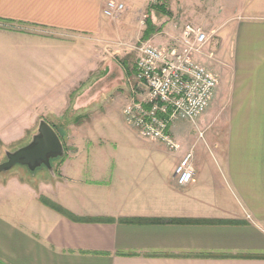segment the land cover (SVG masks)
Returning a JSON list of instances; mask_svg holds the SVG:
<instances>
[{
	"label": "crops",
	"instance_id": "1",
	"mask_svg": "<svg viewBox=\"0 0 264 264\" xmlns=\"http://www.w3.org/2000/svg\"><path fill=\"white\" fill-rule=\"evenodd\" d=\"M107 1L0 0V22L96 36L110 25ZM117 1L157 12L150 0ZM240 6L246 18L222 31L230 67L214 96L226 113L212 138L217 160L206 154L193 162L194 177L182 186L175 169L194 148L191 137L174 136L182 143L174 152L135 130L143 149L123 151L90 135L93 145L54 162L56 175L0 182V264H264V56L252 66L256 47H264L254 37L264 36V17H251L264 15V0ZM167 26L148 40L168 47ZM13 185L18 197L5 192Z\"/></svg>",
	"mask_w": 264,
	"mask_h": 264
},
{
	"label": "rangeland",
	"instance_id": "2",
	"mask_svg": "<svg viewBox=\"0 0 264 264\" xmlns=\"http://www.w3.org/2000/svg\"><path fill=\"white\" fill-rule=\"evenodd\" d=\"M241 1L166 0L169 15L147 8L124 7L113 17L104 14L109 19V29L96 36L0 22V163L7 159V151L32 140L43 118L58 127L67 152L87 149L93 145L87 143L88 137L94 134L101 136L98 145L107 150L143 149L122 109L134 96L130 89L135 84L138 47L146 41L143 39L146 17L156 21L159 30L166 21L169 23L163 34L171 40L169 46L178 41L185 24L203 27L210 40L198 59L218 75L221 87L226 85L230 67L229 48L222 31L233 20L246 18L240 11ZM251 17L259 19L264 15ZM254 37L264 42L262 34ZM256 49L252 66L264 56V47ZM223 115L226 113L220 98L215 97L195 123L177 122L173 127L172 134L181 142L191 137L193 162L206 154L217 160L212 138L219 128L216 121L224 119ZM109 120L112 122L107 123ZM178 126L185 128L179 131ZM40 172L56 175L44 166L31 171L17 164L0 173V182L12 176L33 180ZM5 192H12L14 197L22 194L14 185Z\"/></svg>",
	"mask_w": 264,
	"mask_h": 264
},
{
	"label": "built area",
	"instance_id": "3",
	"mask_svg": "<svg viewBox=\"0 0 264 264\" xmlns=\"http://www.w3.org/2000/svg\"><path fill=\"white\" fill-rule=\"evenodd\" d=\"M124 7L123 3L109 0L103 12L113 17ZM177 40L168 47L158 46L151 40L141 42L135 62V84L131 89L134 96L122 109L125 121L140 137L160 142L174 152L182 148L172 134L175 124L195 123L209 108L219 85L218 75L198 59L210 40L203 28L188 23ZM193 157L192 148L176 166L175 178L179 185L192 181Z\"/></svg>",
	"mask_w": 264,
	"mask_h": 264
},
{
	"label": "water",
	"instance_id": "4",
	"mask_svg": "<svg viewBox=\"0 0 264 264\" xmlns=\"http://www.w3.org/2000/svg\"><path fill=\"white\" fill-rule=\"evenodd\" d=\"M65 144L50 122L41 119L37 133L32 140L14 151H7V159L0 163V173L11 170L17 164L27 166L34 171L39 167H46L55 174L53 161L64 157Z\"/></svg>",
	"mask_w": 264,
	"mask_h": 264
},
{
	"label": "trees",
	"instance_id": "5",
	"mask_svg": "<svg viewBox=\"0 0 264 264\" xmlns=\"http://www.w3.org/2000/svg\"><path fill=\"white\" fill-rule=\"evenodd\" d=\"M165 1L166 0H155L153 3H152V9L157 11L158 13H165V14H170V11L168 10L167 6H165ZM146 29L144 31V34H143V39L145 40H148V38L156 31V27L155 25L152 23V20L151 18L147 17L146 18ZM134 71H135V66H134ZM56 131L59 133V135L61 136V133L58 129V127H55V125H52ZM62 138V136H61ZM60 159V158H59ZM55 160L53 161V164H54ZM55 173H56V170H55ZM40 200L47 206L55 209L56 211L66 215L67 217L71 218V219H77L76 217H74L70 212H68L66 209H64L61 205L55 203L54 201L48 199L47 197L45 196H40ZM183 220V219H182ZM182 220H179V219H172V220H167V221H182ZM129 221H135V220H129ZM152 222H159V221H164V220H158V219H152L150 220ZM183 221H189V222H193L192 220H183ZM206 222H209L208 220ZM210 256V255H208Z\"/></svg>",
	"mask_w": 264,
	"mask_h": 264
}]
</instances>
